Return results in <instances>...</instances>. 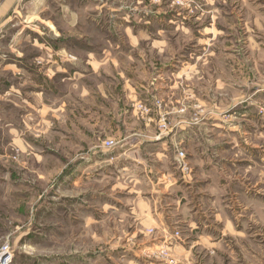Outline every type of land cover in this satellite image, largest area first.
Here are the masks:
<instances>
[{"label":"rangeland","instance_id":"rangeland-1","mask_svg":"<svg viewBox=\"0 0 264 264\" xmlns=\"http://www.w3.org/2000/svg\"><path fill=\"white\" fill-rule=\"evenodd\" d=\"M132 133L165 137L141 154L178 182L159 220L106 148ZM6 245L13 264H264V0H0Z\"/></svg>","mask_w":264,"mask_h":264},{"label":"crops","instance_id":"crops-1","mask_svg":"<svg viewBox=\"0 0 264 264\" xmlns=\"http://www.w3.org/2000/svg\"><path fill=\"white\" fill-rule=\"evenodd\" d=\"M142 138L143 135H141L140 133H132L126 136L122 142L118 143L115 149L116 151H113L116 159L118 156H120L124 160V164L120 167L119 170L121 173L125 174V179H131L132 181H134L135 185H144V183L148 184V189H153L152 191H147L145 194L134 188L133 193L138 195L136 199L142 205L144 212L143 215H145V217L150 216L152 218H155L156 220H159L162 217L164 207H160L158 205V202L160 203L161 198L166 197V190H176V187H178V182L175 178L168 179V177L165 175L157 177L156 170L152 168L151 164L145 162L143 156L141 155L142 151L148 150V148L150 147L159 146L163 142L165 137L162 134H158L152 137H146V140H143ZM111 153L112 151L110 152L108 150L98 151L97 153L92 152L86 155V157H84L82 160L85 162L86 169L88 170V168L92 166L96 162V160L106 156L108 157V155ZM97 155H99V158L96 157ZM113 157L114 156L111 155V161H113ZM111 165H113L112 162ZM159 174H161V172H159ZM154 175L156 176V179H154ZM185 182L187 186L191 188V181ZM162 188L165 189V191H163V194H161ZM147 194H149L150 196H147ZM185 199L186 198H184L183 196H180L177 200H174L175 205L168 204L167 208L171 209L172 207H175L176 210H181V204L185 201Z\"/></svg>","mask_w":264,"mask_h":264},{"label":"built area","instance_id":"built-area-1","mask_svg":"<svg viewBox=\"0 0 264 264\" xmlns=\"http://www.w3.org/2000/svg\"><path fill=\"white\" fill-rule=\"evenodd\" d=\"M117 145V143L114 142H109L107 143V147L108 149H113L115 148ZM181 156H183V153H181ZM181 169L183 171L188 170L189 168L187 167L186 164L181 166ZM14 252L10 249L9 246H5L2 249H0V264H13L14 262Z\"/></svg>","mask_w":264,"mask_h":264}]
</instances>
